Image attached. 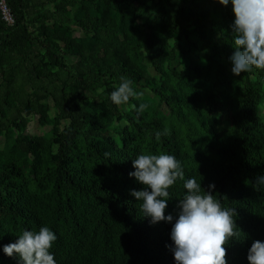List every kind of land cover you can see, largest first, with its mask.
Masks as SVG:
<instances>
[{"label":"trees","instance_id":"obj_1","mask_svg":"<svg viewBox=\"0 0 264 264\" xmlns=\"http://www.w3.org/2000/svg\"><path fill=\"white\" fill-rule=\"evenodd\" d=\"M8 2L16 24L6 25L0 15V71L6 82L0 84L5 89L0 126L26 128L27 118L16 113L19 105L27 114L48 117L46 105L19 95L17 75L24 71L53 96L69 124L57 134V147L47 136L10 133L0 149V264H19L3 253L2 245L42 225L57 233L52 251L58 264H175L167 247L171 223H150L141 201L130 194L144 187L129 176L132 159L164 151L182 162L185 178L196 177L202 189L214 182L213 195L236 209L238 236L226 245L228 264H249L251 243L264 240V185L256 183L264 174V70L241 73V82L224 73L235 51L231 5L218 0H87L72 10L69 0ZM141 5L158 14L156 25H137L131 15ZM51 19L58 21L54 29L47 26ZM68 22L84 36L64 31L62 24ZM181 36L193 37L192 43L209 52L206 63L195 66L200 85L192 67L176 66L177 47L169 38ZM152 40L148 52L161 59L160 77L143 60ZM67 54L78 60L68 64ZM121 76L135 88H152L161 102H143V114L113 104L109 93ZM71 80L81 88L77 102L66 92ZM100 87H105L102 100L89 102L84 90ZM218 87L231 100V136L217 133L205 139L204 131L213 132L220 122ZM183 183L178 180L170 188L166 213L178 214Z\"/></svg>","mask_w":264,"mask_h":264},{"label":"clouds","instance_id":"obj_2","mask_svg":"<svg viewBox=\"0 0 264 264\" xmlns=\"http://www.w3.org/2000/svg\"><path fill=\"white\" fill-rule=\"evenodd\" d=\"M223 6L231 5L234 18L230 24L235 51L229 56L231 72L235 76L253 68L264 70V0H218ZM103 92V89H99ZM142 93L134 82L121 76L120 82L109 93L110 101L128 106ZM147 104H130V110L143 114ZM162 133L157 130L155 139ZM108 155L107 153L105 154ZM134 171L129 176L144 185L131 189L130 194L141 201V211L152 224L161 221L171 223L167 245L174 255L175 264H228L227 252L231 240L238 236L236 209L225 207L213 193L215 183L203 187L196 177L185 178L182 162L171 152H142L132 159ZM178 180L186 189L178 200V214L167 212L170 188ZM264 185V174L256 178ZM17 239L2 245L3 253L18 259L19 264H58L52 251L57 233L48 225L38 230L24 229ZM249 264H264V240L254 239L247 250Z\"/></svg>","mask_w":264,"mask_h":264},{"label":"rangeland","instance_id":"obj_3","mask_svg":"<svg viewBox=\"0 0 264 264\" xmlns=\"http://www.w3.org/2000/svg\"><path fill=\"white\" fill-rule=\"evenodd\" d=\"M74 1L73 4L75 7H72V5L69 7L72 10H76L80 4L87 0H69ZM152 4V3H151ZM140 5V4H139ZM48 8H53L52 4L47 5ZM132 18L135 19L137 22V25L141 28H148V24L151 23L152 25H156L158 22V14L153 12L152 9L149 6L141 5L138 7L137 12L132 13ZM58 21L51 19L47 22V26L50 29L55 28V24H57ZM63 30L66 31L73 37L80 38L84 36L85 32L81 30L78 26L71 23L62 24ZM67 28V29H66ZM35 37L39 36V33L35 30ZM192 40L194 38L192 37L191 41L184 36H181L179 38L170 37L169 42L172 45H176L177 47V58L178 61L176 63V66L178 68H190L192 75L194 79L198 82V84H201V80L199 78V72L196 67L201 68L209 57V52L203 48H201V45L198 46L194 43H192ZM153 43H151L148 47H146L144 50H146V53L143 57L144 63L148 67V70L150 73L154 76L160 77V74L157 71V66L161 63V59L158 55L152 56L148 52V48L152 47L154 44V40H152ZM65 60L68 62V64H73L78 60V57L75 55L67 54L65 55ZM222 62L225 64V60L221 59ZM196 66V67H195ZM231 67L229 66L226 70H224V73L228 76H231V78H234L236 81L241 82V79L239 76H235L231 72ZM18 92L19 95H22V98L28 99L33 98V100L38 101L41 104H44L48 107V117L46 119H42L39 114L31 113L27 114L25 109L23 108V105H19V109L16 111V113L19 115L21 114L24 118H27L28 123L26 128L21 131L19 129H14L7 131L4 130L0 126V149H2L7 140L8 136L13 134L16 138L21 137V133H27L31 136H47L49 140L53 143L55 147H57V134L62 131L65 126L69 124V120L66 118H63L58 106L56 105L53 96L46 92V90L43 87H40V85L36 84L33 79L30 78L27 71H24L23 73H19L18 75ZM6 82H2V73L0 71V84H4ZM105 87H100L96 90L90 91V90H84V93L87 95V100L89 102H99L101 101L103 95L105 94L104 89ZM99 89H103L104 91L101 92ZM219 89V98H221L222 101V107H221V114H220V122L218 127L213 131L205 130L203 135L204 138H210L216 135L217 133H220L223 136H231V122H230V97L228 94H226L225 91H222L223 88L218 87ZM136 90L142 95L139 99L133 98L130 100L131 103L140 104L143 102H149L152 104H159L160 98L153 92L152 88L149 87H137ZM216 90V91H217ZM4 87H1L0 89V97L2 94H4ZM81 91V88L76 85L74 80H71L69 82V85L67 86L66 92L71 93L73 95V100L75 102L79 101L77 98V94ZM2 93V94H1ZM1 99V98H0ZM81 102V101H80ZM129 102V104H130ZM125 105H120L121 108H123ZM128 108V106H126ZM161 110L166 114L169 115V110L165 105L161 106ZM19 112V113H18ZM12 115H16L15 113H12ZM261 115L264 118V106L261 107ZM169 121H167L168 123ZM195 137V136H194ZM195 138H198L197 136ZM204 139V140H205ZM205 144V143H204ZM195 164H198V161L195 162Z\"/></svg>","mask_w":264,"mask_h":264},{"label":"built area","instance_id":"obj_4","mask_svg":"<svg viewBox=\"0 0 264 264\" xmlns=\"http://www.w3.org/2000/svg\"><path fill=\"white\" fill-rule=\"evenodd\" d=\"M0 15L6 25L14 26L16 24V16L8 0H0Z\"/></svg>","mask_w":264,"mask_h":264}]
</instances>
